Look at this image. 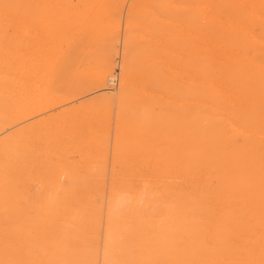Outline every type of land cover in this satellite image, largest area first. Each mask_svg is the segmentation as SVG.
Masks as SVG:
<instances>
[{
    "label": "rangeland",
    "instance_id": "1",
    "mask_svg": "<svg viewBox=\"0 0 264 264\" xmlns=\"http://www.w3.org/2000/svg\"><path fill=\"white\" fill-rule=\"evenodd\" d=\"M0 4V87L4 85V79L24 80L20 69L31 68L33 62L30 60L37 56L39 64L36 66L33 79H29L27 84L28 86L35 84V87L40 84L37 86L38 89L37 87L32 88L36 93L26 87L23 90L24 94L31 95V99L39 97L32 102H27V100L23 102L11 97L9 91H21L17 85L15 87L7 84L10 87H8V93L0 94L4 95V101H6L5 107L2 105L4 102L0 104V128L5 130L3 133V130L0 129L2 132H0V156H3L0 157L2 159L0 174L3 175H0V181L5 186L3 190L7 186L9 188L14 186L12 188L16 189L15 193L10 188L9 192L13 193H9L7 197H1L0 202L5 204L11 198L6 203L11 201L17 203L20 206L19 214L26 216L19 217L23 218L25 223L20 219L15 223L8 220V211L5 212L3 208L8 217L1 214L3 210L0 211V217L2 216L0 218V256H2L0 264H30L33 262L46 264V258H48L47 263L49 264H61V262L70 264L71 259H73V261L71 260V264H73L77 261L75 258H82L81 262L77 261L78 263L75 264H103L105 259L108 261L104 264H117L115 256L106 252V250L109 251L110 245L111 247L115 246L113 241L115 236L108 231V223L105 220L108 219L106 214H108L107 208L110 203L107 202L110 200L111 195L109 194L112 192V187H115L112 189L119 190L116 193L119 197L125 193V197L128 200L131 199L129 205L130 202L132 203L131 208H128L129 205L126 206V209L130 210L129 212L126 210V214L129 213L130 216L125 214L127 230L123 236H126V240L120 238L117 248L125 249L127 246H133L128 249L129 251L127 249L125 252L122 249L121 252L119 251L121 257L124 256L123 259L121 258L120 264H128V262H131L130 264H261L264 261V237L262 238L264 236V0H6L5 2L0 0ZM37 13L38 15H36ZM12 42L19 45L20 47L16 46L19 49L13 46ZM50 61V65L47 64ZM40 63L48 66L44 67ZM117 63L121 69L119 90L117 88L116 91L111 92L108 89L107 80L115 67L118 69ZM8 67L10 68L8 69ZM37 77H41V79L39 80ZM191 80L194 84L189 82ZM140 85L141 87H139ZM40 91L42 99L41 95L38 96ZM128 91L132 93L126 94L129 93ZM33 93L34 95H32ZM34 102H38V104ZM43 103L45 104L43 105ZM30 106L33 107L29 109ZM39 106L43 108L41 109ZM6 107L9 108V111ZM11 108L12 110H10ZM30 112L34 113L30 114ZM28 113L31 115V119L30 116H27ZM22 114L23 116L26 114L28 118H23ZM58 116L62 118H58ZM1 118H4V121H1L3 120ZM58 120L60 121L58 122ZM202 120L203 122H201ZM51 121H55L54 124ZM70 121L73 127H70ZM124 125L130 126L129 129ZM43 126L52 131L47 129L44 131ZM24 129L28 131H24ZM21 133L24 136L28 134L26 136L28 140ZM126 133L134 137L132 138ZM39 134L41 135L39 136ZM119 135L123 139L119 137L120 139L117 140ZM3 137L6 141L2 142ZM124 140H126L122 144L124 147L118 146L117 148L116 143L121 145ZM217 143L224 145V148H221L225 156L219 153ZM98 145L101 149L97 147ZM15 148H18V153L14 152L16 155L13 153L14 150L16 151ZM118 151L123 153L118 156ZM17 155L20 156L17 158ZM124 157L128 159V164L124 163V160H127ZM233 158L241 160L254 158L257 161H252L257 163L255 167L245 170L244 180L239 185L235 183L236 179H233L235 170L231 167V164L235 163ZM15 159L20 160L16 162ZM7 160L10 165L12 164L11 166ZM25 160H29V162ZM24 161L26 166L23 164ZM100 161L101 165L98 164ZM147 162H151L149 167ZM50 166L53 169L49 170ZM125 167L128 169L127 172L120 169ZM45 168H48L50 172L47 173ZM163 169L166 177L162 176L164 175ZM82 171L88 176L84 175ZM172 171L180 174L173 176ZM160 172L161 178H159L160 176L156 178L155 176L160 175ZM16 173L17 175H15ZM64 175H66L65 178ZM179 175L180 177H178ZM199 175L202 179H199ZM47 177H49L48 180ZM183 177L184 179L186 177V182ZM195 178L198 182H195ZM101 179L104 180V183ZM125 181H130L129 185ZM177 181L180 182L177 183ZM171 182L177 184L172 187ZM145 183L146 185H143ZM61 184L62 191L66 188L75 191L70 194L69 202H72L76 208L80 205L81 208L84 207L87 212L83 214H89L90 208H92L91 213L97 208L101 211L96 217L98 219L96 221L100 219L98 224L96 221L91 222L92 224L82 232L89 243H97L98 247L86 243L88 242L86 240H78V242L73 240L74 236L70 237L69 232L74 234L71 230L73 228L70 226L71 222L79 221L77 217L82 210L80 207V210L74 208L72 204L70 210L74 212V215L76 213V216H67L66 218L72 220L66 219L65 225L62 219L58 221L59 227L55 232L58 236L55 233H51L53 237L47 234L52 231V220H46L47 223L42 222L43 225L37 227L34 226L35 223H32L40 220V217L36 210H31L35 206H42L46 200H52L56 195L55 190L56 193L60 191L57 188ZM84 185L90 186H87L86 190ZM151 185H155L153 191H150ZM109 186H112L111 192H109ZM190 186L195 187L197 192L194 188L191 190ZM101 187L102 190L98 193ZM146 187L150 189L147 190ZM81 189L82 191H80ZM84 190L87 192L85 193ZM142 194H144V199ZM169 199L175 202L172 204ZM161 200L163 201L161 202ZM155 201L156 203L152 204ZM90 202H94L98 206L94 203L92 205ZM135 202L138 203L134 204ZM25 204L27 208H23L26 207ZM136 206L144 207L146 210L136 208ZM172 206L174 207L172 208ZM132 212V215H137L139 218L132 217ZM149 212H151L150 215L152 213L153 215L147 214ZM158 212L159 214H157ZM165 214H167L166 218ZM155 215L159 216L155 217ZM33 218L36 220L28 223ZM194 218L196 219L194 220ZM132 223L133 225H131ZM15 224L19 226L20 231L24 228L26 231L29 230L27 234L30 235V238H36L37 242H31L33 244L28 245L18 236L15 239V236L12 235ZM10 225L12 228L9 227ZM31 225L36 227L33 228L34 232L31 231ZM2 228L3 230H1ZM61 228L65 230L68 228L66 233L69 237ZM39 229L40 232H38ZM87 230H90V234ZM91 231L94 233L92 234ZM256 231L257 233H255ZM2 233L4 234L2 235ZM41 233L44 234L45 239H43L44 236L39 235ZM254 234L261 235L257 237ZM9 235L16 241H11ZM93 236L94 238H92ZM57 237L59 238L56 242ZM106 237L108 243L105 241ZM139 237L145 243L147 240V243L143 244ZM40 239H43L42 243ZM51 241L55 242H53L54 245ZM127 241L134 243L131 245ZM229 241L231 242L229 243ZM38 242V247H36ZM83 242L86 243H84V247ZM126 242L129 245L124 244ZM135 242L142 243L140 249L136 247L139 244ZM234 242L239 245H235ZM59 243L62 244L59 245ZM72 244L73 247H71ZM146 245L149 246L146 247ZM54 247L55 249H53ZM70 247L73 251L80 253L84 249L87 250H84L86 256L74 252L77 254L75 257L73 253L74 258L73 254L67 253V251L70 252ZM29 248L30 251H28ZM65 249H67L66 252ZM97 249L100 250L99 253L102 257ZM4 250H8L7 253ZM17 250H21V252ZM49 250L51 251L49 252ZM41 251L42 253H39ZM55 251L56 253L62 251V254L56 255ZM88 251H91V254ZM4 252L5 254L2 255ZM33 254H37L36 258ZM64 254H69L68 257L66 256L67 260H64L65 257L63 258L65 263L61 260ZM13 256L14 259H12ZM18 256H22L20 260H17ZM131 257L134 259L133 262ZM56 258L59 259L55 261Z\"/></svg>",
    "mask_w": 264,
    "mask_h": 264
},
{
    "label": "bare ground",
    "instance_id": "2",
    "mask_svg": "<svg viewBox=\"0 0 264 264\" xmlns=\"http://www.w3.org/2000/svg\"><path fill=\"white\" fill-rule=\"evenodd\" d=\"M5 1H6V0H4V2H5ZM24 1H25V0H24ZM35 4H37V3H35ZM0 5H1V4H0ZM2 5H3V4H2ZM10 5H11V4H10ZM21 6H22V5H21ZM27 6H28V5H27ZM36 6H37V5H36ZM174 6H175V5H174ZM2 7H3V6H2ZM33 7H34V5H33ZM91 7H92V6H91ZM20 9H22V8H20ZM32 9H33V8H32ZM194 10H195V9H194ZM0 11H1V9H0ZM81 11H82V10H81ZM37 12H38V10H37ZM4 13H6V12H4ZM38 13H39V12H38ZM38 13H37L36 15H38ZM7 15H8V13H7ZM13 15H14V14H13ZM17 15H18V14H17ZM28 15H30V14H28ZM9 16H10V15H9ZM11 16H12V15H11ZM15 16H16V15H15ZM84 16H85V15H84ZM2 17H3V16H2ZM19 17H20V16H19ZM23 18H24V17H23ZM28 18L31 19L30 17H28ZM42 18H43V17H42ZM18 20H19V19H18ZM11 22H13V21H11ZM21 22H22V21H21ZM34 22H35V21H34ZM37 22H38V21H37ZM39 22H41V21H39ZM44 22H45V21H44ZM22 23H23V22H22ZM35 23H36V22H35ZM31 24H32V23H31ZM19 26H20V25H19ZM19 26H18V27H19ZM12 27H13V26H12ZM44 27H45V26H44ZM20 28H21V27H20ZM22 28H23V27H22ZM25 28H27V27H25ZM18 29H19V28H18ZM145 29H146V28H145ZM12 30H13V29H12ZM22 30L24 31V29H22ZM25 30H26V29H25ZM18 32L20 33V30H19ZM24 32H26V31H24ZM48 32H49V31H48ZM10 34H11V32H10ZM156 34H157V33H156ZM25 35H27V34H25ZM35 35H36V33H35ZM11 36H12V35H11ZM42 36H43V35H42ZM159 36H161V35H159ZM52 38H53V36H52ZM193 38H194V37H193ZM6 40H7V39H6ZM48 40H49V39H48ZM6 43H7V42H6ZM12 43H13V42H12ZM29 43H30V42H29ZM41 43H42V42H41ZM58 43H59V42H58ZM7 44H8V43H7ZM154 44H155V43H154ZM208 45H209V44H208ZM13 46H15V47L18 46V47H20L19 45H16V43H13ZM18 47H16V48L19 49ZM33 47H34V46H33ZM47 47H48V46H47ZM36 48H37V47H36ZM103 48H104V47H103ZM187 48H188V47H187ZM51 49H52V48H51ZM0 50H1V48H0ZM5 50H6V49H5ZM18 54H19V53H18ZM52 54H53V53H52ZM167 54H168V53H167ZM169 54H170V53H169ZM229 54H230V53H229ZM12 55H13V54H12ZM19 55H20V54H19ZM178 57H179V56H178ZM234 57H235V56H234ZM37 58H38V56H37V57H33V58H31V60L28 58V60H30V61L33 62V66H32L31 68H25L24 65L21 64V65H23L24 69L21 68V69H20V73L24 76V80H22V79H4V81H5V82H4V85L0 87V94H4V93L7 94V93H8V87H9L7 84H10V85H14V86L17 85V86L21 89L20 92H17V91H9L11 97H13L15 100H19V99H20V100H22L23 102H25L26 100H27V102H29V101L32 102V100L34 101L35 98H39V97H37V96H36V97L33 96L34 99H31V97H30L31 95H29V94H24V93H23V90L25 89V87L28 88V89H32L33 87L36 88L38 85H40V84H37V82H36V84H37L36 87H35V84H33L32 82H31V84H33L34 86H33V85L28 86V84H27V83L29 82V81H28L29 79H33V76H34V74H35L36 66H37V64H39V61L37 60ZM50 58H51V57H50ZM222 58H223V57H222ZM44 59H45V58H44ZM20 60H21V59H20ZM28 60H27V61H28ZM215 60H216V59H215ZM223 60H224V59H223ZM239 60H240V59H239ZM143 61H144V60H143ZM190 61H191V60H190ZM261 61H262V60H261ZM32 62H31V63H32ZM188 62H189V61H188ZM219 62H220V61H219ZM28 63H29V62H28ZM50 63H51V61L48 62L47 64L50 65ZM118 63H119V62H118ZM118 63H117V64H118ZM26 64H27V62H26ZM26 64H25V65H26ZM40 64L42 65V63H40ZM47 64H45V65H47ZM221 64H222V63H221ZM45 65L43 64L42 66L45 67ZM187 65H188V64H187ZM211 65H213V64H211ZM211 65H210V66H211ZM47 66H48V65H47ZM239 66H240V65H239ZM20 67H21V66H20ZM44 67H43V68H44ZM117 67H118V69L115 67L113 73L110 75V77H109L108 80H107V86H108L109 91H111V92L116 91L117 88H118V90H119V85H120V83H119V75H120V71H121V69L119 68V64L117 65ZM190 67H192V66H190ZM227 67H228V66H227ZM9 68H10V67H8V69H9ZM39 68H40V67H39ZM39 68H38V69H39ZM196 68H197V67H196ZM196 68H194V69H196ZM210 68H211V67H210ZM214 68H215V67H214ZM40 69H41V68H40ZM192 69H193V68H192ZM199 69H200V68H199ZM42 70H43V69H42ZM201 70H202V68H201ZM204 70H205V69H204ZM236 70H237V69H236ZM116 71H118V72H116ZM238 71H239V69H238ZM45 72H46V71H45ZM53 72H54V71H53ZM198 72H199V71H198ZM241 72H242V70H241ZM37 73H39V72L37 71ZM144 73H145V72H144ZM173 73H174L175 75H177V73H175L174 71H173ZM199 73H200V72H199ZM54 74H55V73H54ZM145 74H146V73H145ZM197 74H198V73H197ZM216 75H217V73H216ZM250 75H251V74H250ZM258 75H259V74H258ZM138 76H139V75H138ZM179 76H180V75H179ZM259 76H260V75H259ZM44 77H45V76H44ZM131 77H132V76H131ZM194 77H195V76H194ZM222 77H223V76H222ZM230 77H231V76H230ZM3 78H4V76H3ZM14 78H15V77H14ZM37 78H39V80L41 79V77H37ZM177 78H178V76H177ZM188 78H189V77H188ZM224 78H225V77H224ZM228 78H229V77H228ZM1 79H2V77H1ZM134 79H135V78H134ZM174 79H175V78H174ZM191 79H192V78H191ZM194 79H196V78H194ZM34 80H35V79H34ZM34 80H33V82H34ZM44 80H45V79H44ZM192 80H193V79H192ZM192 80L189 81V82H192ZM204 80H205V79H204ZM216 80H217V79H216ZM35 81H37V80H35ZM122 81H123V80H122ZM139 81H140V80H139ZM185 81H186V80H185ZM197 81H198V80H197ZM199 81H200V80H199ZM40 82H41V81H40ZM168 82H169V81H168ZM189 82H188V83H189ZM205 82L207 83V81H205ZM205 82H204V83H205ZM44 83H45V82H44ZM132 83H134V81H132ZM135 83H136V82H135ZM185 83H186V82H185ZM188 83H187V84H188ZM192 83H193V82H192ZM198 83H199V82H198ZM212 83H213V81H212ZM212 83H211V84H212ZM226 83H227V82H226ZM226 83H225V84H226ZM41 84H42V82H41ZM137 84H138V83H137ZM193 84H194V83H193ZM195 84H196V82H195ZM202 84H203V83H202ZM124 85H125V84H124ZM131 85H132V84H131ZM131 85H130V87H131ZM133 85H134V84H133ZM162 85H163V84H162ZM165 85H166V84H165ZM165 85H164V86H165ZM206 85H208V84H206ZM222 85H223V84H222ZM17 86H15V87H17ZM137 86H138V85H137ZM137 86H136V87H137ZM173 86H175V85H173ZM183 86H184V85H183ZM40 87H41V86H40ZM126 87H127V86H126ZM139 87H141V85H140ZM139 87H138V88H139ZM184 87H187V86H184ZM9 88H10V87H9ZM138 88H136V89H138ZM169 88H170V87H169ZM169 88H168V89H169ZM175 88H176V87H175ZM177 88H178V86H177ZM179 88H180V87H179ZM210 88H211V87H210ZM214 88H215V87H214ZM16 89H17V88H16ZM37 89H38V87H37ZM41 89H42V88H41ZM41 89H40V90H41ZM131 89H133V88H131ZM188 89H189V88H188ZM33 90H34V89H32L31 92H32ZM196 90H197V89H196ZM215 90H216V89H215ZM42 91H43V90H42ZM106 91H108V90H106ZM216 91H217V90H216ZM216 91H215V92H216ZM221 91H223V90H221ZM221 91H220V92H221ZM33 92H34V91H33ZM43 92H44V91H43ZM128 92H129V93H126V94H131V93H132L131 91H128ZM130 92H131V93H130ZM134 92H135V91H134ZM138 92H139V91H138ZM217 92H219V91H217ZM34 93H36V92H34ZM34 93H33L32 95H34ZM179 93H180V92H179ZM181 93H183V92L181 91ZM181 93H180V94H181ZM45 94H46V93H45ZM138 94H139V93H138ZM149 94H150V93H149ZM158 94H159V93H158ZM184 94L186 95V93H184ZM215 94H216V93H215ZM40 95H41V99H42L41 91H40V94H39L38 96H40ZM139 95H140V94H139ZM147 95H148V94H147ZM159 95H160V94H159ZM212 95H213V93H212ZM126 96H127V95H126ZM178 96H179V95H178ZM33 97H32V98H33ZM132 97H133V96H132ZM140 97H141V96H140ZM142 97H143V96H142ZM43 98H44V96H43ZM136 98H138V96H136ZM177 98H178V97H177ZM204 98H205V97H204ZM222 98H223V97H222ZM5 99H6V98H5ZM6 100H7V99H6ZM37 100H38V99H37ZM39 100H40V99H39ZM39 100H38V101H39ZM114 100H115V99H114ZM137 100H138V99H137ZM8 101H9V100H8ZM8 101H7V102H8ZM10 101H11V100H10ZM202 101H203V100H202ZM3 102H4V103H3ZM5 102H6V101H4V95H0V104L3 103L2 105H4ZM44 102H45V101H44ZM113 102H114V101H113ZM186 102H187V101H186ZM34 103H37V104H38V102H34ZM52 103H53V102H52ZM41 104H42V101H41ZM44 104H45V103H43V105H44ZM114 104H115V103H114ZM170 104H171V103H170ZM51 105H52V104H51ZM25 106H26V105H25ZM25 106H24V108H25ZM34 106H35V104H34ZM115 106H116V105H115ZM120 106H121V105H120ZM0 107H1V105H0ZM4 107H5V105H4ZM8 107H9V106H8ZM31 107H33V106H30L29 109H31ZM39 107H40L41 109L43 108V107H41V106H39ZM116 107H117V106H116ZM241 107H242V106H241ZM6 108H7V107H6ZM6 108H5V109H6ZM24 108H23V109H24ZM35 108H37V107H35ZM45 108H46V107H45ZM186 108H187V107H186ZM0 109H1V108H0ZM7 109H8V110H7ZM7 109H6V110L9 111V108H7ZM19 109H20V108H19ZM29 109H28V110H29ZM3 110H4V109H3ZM10 110H12V108H11ZM37 110H38V109H37ZM107 110H108V109H107ZM111 110H112V109H111ZM26 111H27V110H26ZM26 111H25V112H26ZM29 111H30V110H29ZM29 111H28V112H29ZM32 111H33V110H32ZM96 111H98V110H96ZM108 111H109V110H108ZM33 113H34V112H33ZM33 113L30 112V114H33ZM87 113H88V112H87ZM7 114H9V113H7ZM26 114H27V113H26ZM26 114H25L24 116H23V114H22V117H23V118H26L27 116H30V119H31V115L28 113L29 115L26 116ZM98 115H99V114H98ZM141 115H142V114H141ZM42 117H43V116H42ZM59 117L62 118L61 116H58V118H59ZM27 118H28V117H27ZM34 118H35V117H34ZM47 118H48V117H47ZM50 118H51V117H50ZM50 118H49V119H50ZM54 118H55V117H54ZM64 118H65V117H64ZM64 118H63V119H64ZM66 118H67V117H66ZM106 118H108V117H106ZM118 118H119V116H118ZM1 119H3V120H1V121H4V118H1ZM40 119H41V118H40ZM43 119H44V118H43ZM45 119H46V118H45ZM49 119H48V120H49ZM55 119H57V118H55ZM63 119H61V120H63ZM83 119H84V118H83ZM21 120L23 121V119H21ZM28 120H29V119H28ZM50 120H52V119H50ZM66 120H67V119H66ZM70 120H72V119H70ZM107 120H109V118H108ZM203 120H204V119H203ZM203 120H202L201 122H203ZM25 121H26V119H25ZM25 121H24V122H25ZM32 121H33V120H32ZM42 121H43V120H42ZM59 121H60V120H58V122H59ZM93 121H94V120H93ZM104 121H106V120H104ZM104 121H103V122H104ZM109 121H110V120H109ZM5 122H6V121H5ZM45 122H46V121H45ZM45 122H44V124H45ZM51 122L54 124L55 121H54V122L51 121ZM63 122H64V121H63ZM70 122H71V121H70ZM103 122H102V123H103ZM106 122H107V121H106ZM118 122H119V120H118ZM2 123H3V122H2ZM28 123H29V122H28ZM61 123H62V122H61ZM5 124L7 125V123H5ZM5 124H4V125H5ZM16 124H18V123H16ZM16 124H15V125H16ZM19 124H20V123H19ZM25 124L28 125L26 122H25ZM44 124H43V125H44ZM46 124H47V123H46ZM62 124H64V123H62ZM92 124H93V123H92ZM119 124H120V122H119ZM231 124H232V123H231ZM231 124H230V125H231ZM20 125H21V124H20ZM20 125H19V127H20ZM39 125L41 126L42 123L39 124ZM64 125H65V124H64ZM64 125H63V126H64ZM228 125H229V124H228ZM2 126H3V125H2ZM2 126H1V127H2ZM40 126H39V127H40ZM44 126H45V125H44ZM44 126H43V129H44V131H46L45 129H47V128L44 127ZM53 126H54V125H53ZM71 126L73 127L72 122H71L70 127H71ZM117 126H118V124H117ZM124 126H125V128H126L128 125H127V126L124 125ZM6 127H7V126H6ZM35 127H36V126H35ZM37 127H38V126H37ZM129 127H130V126H128V129H129ZM232 127H233V126H232ZM14 128H15V127H14ZM14 128H13V129H14ZM16 128H18V127H16ZM80 128H81V127H80ZM107 128H108V127H107ZM119 128H120V127H119ZM122 128H123V127H122ZM125 128H124V129H125ZM233 128H234V127H233ZM0 129L3 130L2 128H0ZM4 129H5V128H4ZM8 129H9V128H8ZM70 129H71V128H70ZM94 129H95V128H94ZM10 130H11V129H10ZM25 130H27V129H24V131H25ZM31 130H34V129L31 128ZM47 130L49 131V130H51V129H47ZM57 130L59 131V129H57ZM80 130H81V129H80ZM4 131H5V130H3L2 132L5 133ZM7 131H9V130H7ZM27 131H28V130H27ZM29 131H30V129H29ZM42 131H43V130H42ZM51 131H52V130H51ZM51 131H50V133H51ZM58 131H57V132H58ZM81 131H82V130H81ZM92 131H93V130H92ZM126 131H127V130H126ZM0 132H1V131H0ZM2 132H1V133H2ZM30 132H31V131H30ZM76 132H77V131H76ZM93 132H94V131H93ZM117 132H119V131L117 130ZM120 132H122V131L120 130ZM233 132H234V131H233ZM12 133H13V132H12ZM12 133H11V134H12ZM22 133H23V132H22ZM22 133H21V135L24 136ZM28 133H29V132H28ZM31 133H32V132H31ZM38 133H39V132H38ZM124 133H125V132H124ZM130 133H131V132H130ZM234 133H235V132H234ZM34 134H35V133H34ZM44 134H45V133H44ZM55 134H56V133H55ZM58 134H59V133H58ZM119 134H120V133H119ZM122 134H123V132H122ZM126 134H129V133H126ZM126 134H125V135H126ZM27 135H28V134H26V136H27ZM40 135H41V134H39V136H40ZM42 135H43V134H42ZM116 135H117V134H116ZM125 135H124V136H125ZM129 135H130V134H129ZM1 136H2V135H1ZM13 136H14V135H13ZM26 136H24V137H26ZM50 136H52V135H50ZM55 136H56V135H55ZM59 136H60V135H59ZM103 136H104V135H103ZM126 136L129 138L131 135H130V136L126 135ZM126 136H125V137H126ZM221 136H222V135H221ZM248 136H249V135H248ZM9 137L11 138L12 136L10 135ZM28 137H29V136H28ZM85 137H86V136H85ZM116 137H117V136H116ZM116 137H115V139H114L115 142H116ZM119 137L121 138L122 136L119 135L118 138H117V140L120 139ZM131 137L133 138L134 136H131ZM131 137H130V139H131ZM222 137H223V136H222ZM254 137H255V136H254ZM14 138H15V136H14ZM16 138H17V137H16ZM18 138H19V137H18ZM20 138H21V136H20ZM26 138H27V137H26ZM40 138H41V137H40ZM53 138L55 139L54 135H53ZM87 138H88V137H87ZM2 139H3L2 142H3V141H6V140H4V137H3ZM121 139H123V138H121ZM126 139H127V138H126ZM259 139H260V138H259ZM18 140H19V139H18ZM26 140H28V138H27ZM32 140L34 141L35 138L32 139ZM32 140H31V141L29 140V141L32 142ZM42 140H43V138H42ZM127 140H128V139H127ZM132 140H134V139H132ZM29 141H28V142H29ZM44 141H46V140H44ZM51 141H52V140H51ZM101 141H102V140H101ZM125 141H126V140L122 141V142H121V145L117 142V143H116V147L118 148V146H121V148H122V146H123L122 144H123V142H125ZM129 141H130V140H129ZM0 142H1V141H0ZM20 142H21V141H20ZM23 142H24V141H23ZM25 142H26V141H25ZM30 142H29V143H30ZM35 142H36V141H35ZM49 142H50V141H49ZM49 142H48V143H49ZM4 143H6V142H4ZM39 143H40V142H39ZM100 143H101V142H100ZM263 143H264V142H263ZM83 144H84V143H83ZM118 144H119V145H118ZM131 144H132V143H131ZM217 144H218V151H219V153H222V148H221V147L224 148V145H223L222 143H217ZM7 145H8V144H7ZM69 145H70V144H69ZM69 145H68V146H69ZM128 145H129V144H128ZM89 146H90V145H89ZM125 146H127V145H125ZM15 147H16V146H15ZM17 147H18V146H17ZM26 147H27V146H26ZM78 147H79V145H78ZM97 147H99V145H98ZM116 147H115V148H116ZM123 147H124V146H123ZM4 148H5V146H4ZM99 148H100V147H99ZM99 148H98V150H99ZM121 148H120V149H121ZM262 148H263V147H262ZM6 149H7V151H8V148H7V147H6ZM15 149H16V148H15ZM100 149H101V148H100ZM13 150H14V149H13ZM13 150H12V151H13ZM17 150H18V148L16 149V151L14 150L13 153H14V152L16 153ZM46 150H47V149H46ZM46 150H45V151H46ZM103 150H106V149H103ZM174 150H175V149H174ZM183 150H184V149H183ZM12 151H11V152H12ZM24 151H25V149H24ZM24 151H23V152H24ZM79 151H80V150H79ZM100 151H101V150H100ZM114 151H115V150H114ZM122 151H123V149H122ZM189 151H191V150H189ZM263 151H264V150H263ZM9 152H10V151H9ZM20 152H21V151H20ZM25 152H26V151H25ZM84 152H85V151H84ZM88 152H89V151H88ZM123 152H124V151H123ZM123 152H119V151H118V153H119L118 156H120V154H122ZM184 152H186V151L184 150ZM191 152H192V151H191ZM0 153H1V152H0ZM15 153H14V154H15ZM17 153H18V152H17ZM44 153H45V152H44ZM124 153H125V152H124ZM187 153H190V152H187ZM262 153H263V152H262ZM73 154H74V153H73ZM85 154H87V153H85ZM114 154H115V153H114ZM116 154H117V153H116ZM222 154H223V153H222ZM15 155H16V154H15ZM48 155H49V154H48ZM65 155H66V154H65ZM78 155H79V154H78ZM83 155H84V154H83ZM18 156H20V155H17L16 157L18 158ZM34 156H37V155H34ZM46 156H47V155H46ZM76 156H77V155H76ZM80 156H81V155H80ZM84 156H85V155H84ZM100 156H101V155H100ZM106 156H107V155H106ZM116 156H117V155H116ZM116 156H114V157H116ZM223 156H225V155L223 154ZM0 157H3V156H0ZM10 157H11V156H10ZM22 157H24V156H22ZM37 157H38V156H37ZM67 157H68V156H67ZM102 157H103V156H102ZM151 157L153 158V156H151ZM25 158L27 159V157H25ZM83 158H84V157H83ZM106 158H107V157H106ZM125 158H126V157H124V159H125ZM87 159H88V158H87ZM117 159H118V158H117ZM121 159H123V158L121 157ZM121 159H120V160H121ZM126 159H127V158H126ZM225 159H226V158H225ZM1 160H2V159H0V161H1ZM4 160H5V159H4ZM13 160H14V157H13ZM15 160H16V159H15ZM17 160H18V159H17ZM17 160H16V162H18L20 159H19L18 161H17ZM89 160H90V159H89ZM102 160H103V159H102ZM120 160H119V163H120ZM150 160H151V159H150ZM153 160H154V158H153ZM153 160H152V161H153ZM206 160H207V159H206ZM212 160H214V159H212ZM233 160H234V162H235V163L231 164V167H232L233 169H235V170L233 171V172H234L233 179L235 178V179H236V182H235V183L239 185L240 182H242V181L244 180V179H243V176H244V172H245V170H246L247 168H253V167H255L256 164H257V163H256L257 161H256V159H254V158H247V159H244V160L237 159V158L234 159V158H233ZM7 161L9 162V160H7ZM25 161H26V160H25ZM25 161H24L23 164H25ZM27 161L29 162V160H27ZM27 161H26V162H27ZM103 161H104V160H103ZM114 161H115V158H114ZM121 161H122V160H121ZM127 161H128V159H127L126 161L124 160V163L127 162ZM157 161H158V160H157ZM157 161H156V162H157ZM252 161H256V162H252ZM5 162H6V161H5ZM12 162H13V161H12ZM87 162H89V161H87ZM128 162H129V161H128ZM128 162H127V164H128ZM158 162H159V161H158ZM160 162H161V161H160ZM0 163H1V162H0ZM3 163H4V162H3ZM82 163H83V162H82ZM85 163H86V162H85ZM91 163H92V162H91ZM100 163H101V161H100L98 164L101 165ZM147 163H148V162H147ZM150 163H151V162H149V163L147 164L148 167H149ZM161 163H162V162H161ZM163 163H164V162H163ZM13 164H14V163H13ZM23 164H21V165L23 166ZM7 165H8V164H7ZM11 165H12V164H11ZM11 165H10V162H9V166H11ZM160 165L163 166L162 164H160ZM164 165H165V163H164ZM1 166H2V164H1ZM4 166H5V165H4ZM4 166H3V167H4ZM15 166H16V165H15ZM19 166H20V165H19ZM19 166H17V167H19ZM22 166H20V167H22ZM25 166H26V164H25ZM92 166H95V165H92ZM105 166H106V165H105ZM154 166H156V165H154ZM161 166H159V167H161ZM33 167H34V166H33ZM127 167H129V165H127ZM156 167H157V166H156ZM156 167H154V168H156ZM5 168H6V167H5ZM51 168H52V167L50 166V167H49V170H50ZM105 168H106V167H105ZM152 168H153V167H152ZM163 168L165 169V167H163ZM7 169H8V168H7ZM45 169H46V168H45ZM52 169H53V168H52ZM89 169H91V168H89ZM93 169H94V167H93ZM120 169H121V170H122V169H123V170H126V171H124V172H127V170H128V169H126V167H125V168H120ZM147 169H148V168H147ZM164 169H163V170H164ZM171 169H172V168H171ZM174 169H175V168H174ZM262 169H263V167H262ZM8 170H9V169H8ZM46 170H47V173H48V171H49L48 168H47ZM62 170H63V169H62ZM69 170H70V169H69ZM69 170H68V171H69ZM71 170H72V169H71ZM123 170H122V171H123ZM151 170H152V169H151ZM155 170H156V169H155ZM158 170H159V169H158ZM160 170L162 171L161 168H160ZM169 170H170V168H169ZM169 170H168V171H169ZM43 171H44V170H43ZM64 171H65V170H64ZM72 171H73V170H72ZM85 171L88 172L87 170H85ZM101 171H102V170H101ZM261 171H263V170H261ZM49 172H50V171H49ZM79 172H80V171H79ZM82 172H83V174H84V171H82ZM112 172H113V171H112ZM146 172H147V171H146ZM158 172H159V171H158ZM166 172H167V170H166ZM172 172H173V171H172ZM172 172H171V173H172ZM197 172H198V171H197ZM9 173H10V171H9ZM11 173H12V172H11ZM80 173H81V172H80ZM117 173H118V172H117ZM149 173H150V172H149ZM173 173H174V172H173ZM45 174H46V173H45ZM104 174H105V173H104ZM145 174H146V173H145ZM145 174H144V176H145ZM159 174H160V175H156V174H155V175H156L155 177L157 178L158 176H160L159 178H161V172H160ZM166 174H169V173H166ZM175 174L177 175V174H180V173H177V172H176V173H174V174H172V175L174 176ZM0 175L3 176L2 174H0ZM12 175H13V174H12ZM15 175H17V173H16ZM58 175H59V174H58ZM60 175H61V174H60ZM84 175H87V174H84ZM149 175H150V174H149ZM201 175H202V174H201ZM50 176H51V175L49 174V177H50ZM65 176H66V175H64V178H65ZM70 176H72V175H70ZM87 176H88V175H87ZM113 176H114V175L112 174V177H113ZM162 176H165V170H164V175H162ZM17 177H19V176H17ZM49 177H47V180L49 179ZM75 177H76V176H75ZM78 177H79V176H77V178H78ZM89 177H90V176H89ZM95 177H96V176H95ZM97 177H98V176H97ZM118 177H119V176H118ZM148 177H149V176H148ZM151 177H153V176H151ZM151 177H150V178H151ZM165 177H166V176H165ZM168 177H169V176H168ZM175 177H176V176H175ZM178 177H180V175H179ZM190 177H191V176H190ZM193 177H194V176H193ZM193 177H192V178H193ZM196 177H197V175H196ZM199 177H200V175H199ZM199 177H198V178H199ZM202 177H203V175H202ZM254 177H255V176H254ZM0 178H1V177H0ZM2 178H3V177H2ZM103 178H104V177H103ZM103 178H102V179H103ZM121 178H122V177H121ZM128 178H129V177H128ZM140 178H141V177H140ZM169 178H171V177H169ZM192 178H191V180H192ZM203 178H204V177H203ZM78 179H80V178H78ZM94 179H95V178H94ZM102 179H101V180H102ZM153 179H154V181H155V178H153ZM180 179H181V178H180ZM185 179H186V177H185ZM185 179H184V177H183L184 182L187 181V179H186V181H185ZM199 179H202V178L200 177ZM1 180H2V179H1ZM5 180H6V179H5ZM47 180H46V181H47ZM82 180H83V179H82ZM84 180H86V179H84ZM101 180H100V181H101ZM119 180H121V179H119ZM149 180H150V179H149ZM183 180H182V181H183ZM43 181H44V180H43ZM88 181H89V180H88ZM92 181H94V180H92ZM97 181H99V180H97ZM102 181H103V183H104V180H102ZM109 181H110V180H109ZM111 181H112V180H111ZM117 181H118V179H117ZM123 181H124V179H123ZM133 181H134V180H133ZM133 181H132V182H133ZM192 181L194 182V180H192ZM196 181L198 182V180H196V178H195V182H196ZM260 181H261V180H260ZM8 182L10 183V181H8ZM12 182H13V181H12ZM113 182L115 183L116 180L114 179ZM120 182H122V181H120ZM125 182H126V181H125ZM128 182H130V181H127V182H126L127 185H129ZM137 182H138V181H137ZM149 182H150V181H149ZM169 182H170V181H169ZM178 182H180V181H177V183H178ZM189 182H190V179H189ZM204 182H205V181H204ZM45 183H46V182H45ZM77 183H80V182H77ZM86 183H87V182H86ZM109 183H112V182H109ZM165 183H166V182H165ZM165 183H164V184H165ZM177 183H176V182H175V183H172V182H171V186L174 185V184H177ZM201 183H202V182H201ZM6 184H7V183H6ZM11 184H12V183H11ZM11 184H10V185H11ZM15 184H16V183H15ZM118 184H119V183H118ZM121 184L124 185V183H121ZM130 184H131V183H130ZM154 184H156V183H154ZM161 184H162V183H161ZM181 184H183V182H181ZM202 184H203V183H202ZM101 185H102V183H101ZM143 185H146V183L143 184ZM156 185H157V184H156ZM40 186H41V184H40ZM85 186H86V188H84V189L87 190V186H88V185H84L83 187H85ZM89 186H90V185H89ZM89 186H88V187H89ZM140 186H141V185H140ZM153 186H155V185H153ZM153 186H152V185L150 186V188H151L150 191H153V190H154L155 187H153ZM163 186H165V185H163ZM171 186H170V188H171ZM4 187H5L4 184H3V183L1 184V181H0V199H1V197H7V196H9V193H11V194L13 193V192H9V191L11 190L10 188H12V187L14 188V186H12V187L10 186V188L7 186V188H8L9 190H8L7 188H6L5 190H3ZM50 187H52V186H50ZM50 187H49V188H50ZM75 187H76V186H75ZM83 187H82V189H83ZM98 187H99V186H98ZM98 187H97V189H98ZM111 187H112V186H109V188H108V189H109V192H111V191H110V188H111ZM127 187H128V186H127ZM148 187H149V186H148ZM152 187H153V188H152ZM172 187H173V186H172ZM190 187H191V186H190ZM196 187H199V186H196ZM13 188H12V190L15 191V193H16V189H13ZM19 188H20V187H19ZM112 188H115V187H112ZM112 188H111V190H112L111 194H109V192H108V194L111 195V196H110V200H109L110 202H109V201L107 202L108 204L110 203V204H109V208H107L108 210L106 209L107 212H108V214H106L108 219H105V220H106V222L108 223V231H109L110 233H112L113 236H115V240H113L115 246H114V247H111V245H110L109 251L106 250V252H108V253H112V254L115 256V259H116L115 262H116L117 264H120V260H122V259H123L122 257H124V256L121 257V253H119V251L121 252L122 247H121V248H117V244L120 243V242H118L120 238L126 240V236H123V233L127 230V229H126V224H127V223H126V218H125V217H126L127 214H128V216H130L129 213L126 214V210H127V209H126V206L129 205L128 203H129V201H131V199L129 198L130 200H128V198L125 197V193H123L124 195H121V196L119 197V196L116 194V193H118V192H117L118 189H112ZM128 188H129V187H128ZM136 188H137V187H136ZM138 188H139V187H138ZM144 188H145V187H144ZM150 188H147V187H146L147 190L150 189ZM158 188H159V187H158ZM191 188H192V187H191ZM193 188L195 189V187H193ZM193 188H192L191 190H193ZM57 189H60V191H57V193H56V190L54 189L56 195H55V194H53V195H55V196L52 195V196H53L52 200L49 201V200H46V199H47V198H46V199H45L46 201H45V203H44L42 206H37V207L35 206V207L33 208V210H31L32 208H29L31 211H35V210L37 211V213L39 214L40 220L35 221L36 219L33 218V220L28 221V223H29V222L31 223L32 221H35V222H32V223H35L34 226L37 227V226H42V225H43L42 222L44 223V222H46V220H52V221H51V222L53 223V224H52V225H53L52 231H51L50 233L47 232V234H50L49 236H52L51 233L54 234V233L56 232V230L58 229V227H59L58 221H59V220L62 219V220H63V224H64V222L67 221V220L69 219V218H66L67 216H69V217H71L70 215H72V216H74V217L76 216V213H75V215H74V212H72V211L70 210V208H71L70 205L72 204V202H71V203L69 202V196H70V194H71L74 190H71V188H69V189L66 188V189H64V190L62 191V184L59 185ZM75 189L78 190L77 188H75ZM82 189H81L80 191H82ZM129 189H130V188H129ZM156 189H157V188H156ZM159 189H161V188H159ZM162 189H163V187H162ZM168 189H169V188H168ZM168 189H167V190H168ZM39 190H40V187H39ZM100 190H102V187H101V189L98 190L99 192H98V191H97V192L100 193ZM122 190H123V189H122ZM124 190H125V189H124ZM130 190H131V189H130ZM130 190H126V191H130ZM132 190H133V189H132ZM134 190H135V189H134ZM143 190H144V189H143ZM147 190H146V192H147ZM174 190H175V189H174ZM178 190H179V189H178ZM195 190H196V189H195ZM84 191H85V190H84ZM84 191H83V192H84ZM88 191H90V190H88ZM118 191H119V190H118ZM158 191H159V190H158ZM198 191H199V189H198ZM18 192H19V190H18ZM74 192H75V191H74ZM78 192H79V190H78ZM78 192H77V193H78ZM86 192H87V191H85V193H86ZM95 192H96V191H95ZM132 192H133V191H132ZM135 192H136V191H135ZM137 192H138V191H137ZM141 192H143V191H141ZM146 192L144 191L145 194H146ZM178 192H179V191H178ZM178 192H177V193H178ZM184 192H185V191H184ZM186 192H187V191H186ZM188 192H190V191H188ZM193 192H194V191H193ZM195 192H197V190H196ZM39 193H40V192H39ZM41 193H42V192H41ZM91 193H92V192H91ZM148 193H149V192H148ZM174 193H175V192H174ZM188 194H190V193H188ZM88 195H89V193H88ZM96 195H97V194H96ZM137 195H138V194H137ZM143 195H144V194H142V197H143ZM146 195H147V194H146ZM153 195H154V194H153ZM161 195H163V194H161ZM164 195H165V194H164ZM164 195H163V196H164ZM173 195H174V194H173ZM193 195H195V194H193ZM72 196H74V195H72ZM102 196L105 197V195H102ZM129 196H130V195H129ZM129 196H128V197H129ZM138 196H139V195H138ZM148 196H150V195H148ZM17 197H19V196H17ZM81 197H82V196H81ZM98 197H100V196H98ZM104 197H102V199H103ZM107 197H108V196H107ZM196 197H197V196H196ZM14 198H15V197H14ZM26 198H27V197H26ZM49 198L51 199V197H49ZM144 198H145V197H143V199H144ZM162 198H163V197H162ZM10 199H11V198H10ZM10 199H9V200H10ZM32 199H33V198H32ZM75 199H76V198H75ZM80 199H81V198H80ZM80 199H79V200H80ZM93 199H94V198H93ZM134 199H135V198H134ZM136 199L138 200V198H136ZM143 199H142V200H143ZM151 199H152V197H151ZM193 199H194V198H193ZM9 200H8V201H9ZM24 200H25V199H24ZM42 200H43V198H42ZM81 200H83V198H82ZM81 200H80V201H81ZM99 200H100V199H99ZM103 200H104V199H103ZM103 200H102V201H103ZM153 200H154V199H153ZM153 200H152V201H153ZM159 200H160V199H159ZM165 200H166V199H165ZM165 200H164V201H165ZM169 200H170V199H169ZM8 201H6V202H8ZM100 201H101V200H100ZM106 201H107V200H106ZM106 201H105V203H106ZM138 201H140V200H138ZM147 201H148V200H147ZM152 201H151V202H152ZM162 201H163V200H161V202H162ZM6 202H5V204H4V202H3V203L0 202V211L2 212V210H3V208H4L5 212H7V211L9 212V217L6 216L7 213L5 214L4 210H3V212H2L1 214H5V216L8 217V220H9V221H12V222H15V223H16L17 220L20 219V220H22L21 222H24V223H25V221H23V220H24L23 218H22V219L19 218V217H21L22 215L25 216L24 214H22V215H20L21 213L19 214V212H20V206H19L17 203H14V202H12V201H11L10 203H6ZM20 202H21V201H20ZM31 202H32V201H31ZM36 202H37V201H36ZM84 202H85V201H84ZM88 202H89V201H88ZM140 202L142 203V201H140ZM157 202H158V201H157ZM168 202H169V201H168ZM170 202L172 203L173 200H172V201L170 200ZM174 202H175V201H174ZM174 202H173V203H174ZM195 202H196V199H195ZM90 203H91V202H90ZM90 203H89V204H90ZM93 203H94V202H93ZM93 203H91V204L93 205ZM103 203H104V202H103ZM137 203H138V202H137ZM137 203L135 202L134 204H137ZM154 203H156V201L153 202L152 204H154ZM166 203H167V200H166ZM173 203H172V204H173ZM3 204H4V205H3ZM94 204H95V203H94ZM131 204H132V203L130 202V205H131ZM134 204H133V205H134ZM144 204H145V201H144ZM169 204H170V203H169ZM25 205H26V204H25ZM72 205H73V204H72ZM79 205H80V204H79ZM95 205H97V204H95ZM105 205H107V204H105ZM130 205H129V207H128V206H127V207H128V208H131ZM80 206H81V205H80ZM80 206H79V207H80ZM97 206H98V205H97ZM97 206H96V208H97ZM99 206H100V205H99ZM101 206H102V204H101ZM131 206H132V205H131ZM137 206H138V205H137ZM137 206H136V208H141V207H137ZM141 206H142V205H141ZM143 206L146 207L145 205H143ZM156 206H158V205H156ZM164 206H165V205H163V207H164ZM22 207H23V206H22ZM73 207H74V205H73ZM79 207H77L78 210H80ZM103 207H105V206H103ZM103 207H102V208H103ZM144 207H142L141 209H143ZM163 207H162V208H163ZM165 207H166V206H165ZM168 207H169V206H168ZM173 207H174V206H172V208H173ZM23 208H27V205H26V207H23ZM74 208H76V207H74ZM77 208H76V209H77ZM80 208H81V207H80ZM147 208H148V206H147ZM152 208H153V207H152ZM158 208H161V207L158 206ZM72 209H73V208H72ZM81 209H82L81 212L78 211V212H80L79 215H78V217H77V219L79 218V221H78V220H77V221L74 220V223L71 222L72 225H70V226H73L72 229H71L70 226H69V229L73 230V232H74L73 235L71 234V232H69V233H70V237H73V236H74V237H73V238H74L73 240H77V241H78V240H79V241H80V240H84V241H85V240L87 239V238H86V239L84 238V235H83L82 232L84 231V229H85L86 227H89V225L92 224L91 222H94V221L98 220V219L96 218V217H97V214H100V212H101V211H99L98 208H97V210H98L99 212H98L97 210H94V209H93L95 212L93 211V213H91V212H92V208H90L89 210H90L91 212L89 211V212H90L89 214H83L84 212H87V211H85V208H84V207H82ZM100 209H101V208H100ZM132 209H133V208H132ZM141 209H139V210H141ZM144 209H145V208H144ZM27 210H28V209H27ZM103 210H104V209H103ZM145 210H146V209H145ZM147 210H148V209H147ZM154 210H155V207H154ZM158 210H159V209H158ZM127 211H128V210H127ZM129 211H130V210H129ZM129 211H128V212H129ZM131 211H132V210H131ZM152 211H153V209H152ZM167 211H168V210H167ZM70 212H72V213H70ZM78 212H77V213H78ZM142 212H143V211H142ZM142 212H139V213H142ZM160 212H161V211H160ZM32 213H33V212H32ZM32 213H31V214H32ZM35 213H36V212H35ZM137 213H138V211H137ZM137 213H136V214H137ZM153 213H154V211H153ZM153 213H152V215H153ZM166 213H167V212H166ZM125 214H126V215H125ZM132 214H133V212L131 213V215H132ZM145 214H146V213H145ZM147 214L150 215L151 212H149V213H147ZM157 214H159V212H158ZM19 215H20V216H19ZM152 215H150V216H152ZM166 215H167V214H165V216H164L165 218L167 217ZM258 215H259V214H258ZM31 216H32V215H31ZM33 216H34V215H33ZM102 216H104V215H102ZM128 216H127V217H128ZM133 216H134V215H132V217H133ZM135 216H137V215H135ZM135 216H134V217H135ZM142 216H146V215H142ZM156 216H157V215H155V217H156ZM158 216H159V215H158ZM158 216H157V217H158ZM1 217H2V216H1ZM1 217H0V218H1ZM25 217H26V216H25ZM34 217H35V216H34ZM146 217H147V216H146ZM155 217H154V218H155ZM130 218H131V217H130ZM136 218H139V217L137 216ZM151 218H152V217H151ZM154 218H153V219H154ZM6 219H7V218H6ZM34 219H35V220H34ZM57 219H58V220H57ZM66 219H67V220H66ZM103 219H104V218H103ZM148 219H149V218H148ZM195 219H196V218H194V220H195ZM4 220H5V217H4ZM69 220L71 221L72 219H69ZM92 220H93V221H92ZM107 220H108V221H107ZM143 220H144V219H143ZM145 220H146V219H145ZM1 221H2V220H1ZM5 221H6V220H5ZM99 221H100V219H99ZM99 221H96V223L98 224ZM160 221H161V220H160ZM49 222H50V221H49ZM129 222H130V221H129ZM129 222H128V223H129ZM147 222H148V221H147ZM147 222H146V223H147ZM2 223H3V221H2ZM18 223L20 224V222H18ZM46 223H47V222H46ZM149 223H150V222H149ZM158 223H159V222H158ZM158 223H156V225H159ZM3 224H4V223H3ZM3 224H2V227H4ZM10 224H11V223H10ZM19 224H18V225H19ZM61 224H62V223H61ZM61 224H60V225H61ZM93 224H94V223H93ZM136 224H138V223H136ZM5 225H6V224H5ZM11 225H12V224H11ZM11 225H10L9 227L12 228ZM15 225L17 226V224H15ZM24 225H25V224H24ZM26 225H27V224H26ZM64 225H65V224H64ZM94 225H95V224H94ZM131 225H133V223H132ZM149 225H150V224H149ZM258 225H259V223H258ZM16 226H13V229H12V235L15 236V239H16V236H18V237H20V239L22 238L21 241H22V240H23V242L25 241V243H27L28 245H29L31 242H33V243H34V242H37V239H36V238H34V237H33V238H30V235L27 234V233L29 232V230L26 231L25 228H24V229H22V230L20 231L19 226H17V227H16ZM20 226H21V224H20ZM101 226H102V225H101ZM142 226H143V225H142ZM142 226H140V227L144 229V227H142ZM23 227H24V226H23ZM31 227H32V229L30 228L31 231L34 232V231H33V228H36V227H33V225H31ZM47 227H48V226H47ZM66 227H67V226H66ZM102 227H103V226H102ZM131 227H132V226H131ZM134 227H135V225H134ZM148 227H149V226H148ZM148 227H147V228H148ZM5 228L7 229V227H5ZM43 228H44V226L42 227V229H43ZM135 228H137V227H135ZM149 228H150V227H149ZM28 229H29V228H28ZM42 229H41V230H42ZM61 229H63V228H61ZM87 229H90V228H87ZM94 229H95V228H94ZM132 229H133V228H132ZM139 229H140V228H139ZM168 229H169V228H168ZM1 230H3V228H2ZM34 230H35V229H34ZM43 230H44V229H43ZM43 230H42V232H43ZM66 230H67V231H66ZM66 230L63 229V232L65 231V235H66V234L68 235V233H66V232H68V228H67ZM97 230H98V229H97ZM97 230H96V231H97ZM101 230H102V229H101ZM101 230H100V232H101ZM128 230H129V229H128ZM5 231H6V230H5ZM10 231H11V230H10ZM24 231H25V232H24ZM31 231H30V232H31ZM88 231H89V234H90V230H87V232H88ZM104 231H105V230H104ZM142 231H143V230H142ZM253 231H254V230H253ZM257 231H258V230H257ZM257 231H256L255 233H257ZM35 232H37V231H35ZM38 232H40V229L38 230ZM100 232H99V233H100ZM109 232H108V233H109ZM130 232H131V231H130ZM258 232H259V231H258ZM58 233L61 234V232H58ZM91 233L93 234L94 231H91ZM110 233H109V235H110ZM125 233H126V232H125ZM131 233H132V232H131ZM136 233H137V232H136ZM146 233H147V232H146ZM151 233H152V232H151ZM235 233H236V231H235ZM3 234H4V233H2V235H3ZM10 234H11V233H10ZM44 234H45V232H44ZM44 234L41 233V234H39V235L44 236ZM47 234H46V235H47ZM128 234H129V233H128ZM143 234H144V233H143ZM152 234H153V233H152ZM174 234H175V233H174ZM35 235H36V234H35ZM55 235H56V233H55ZM55 235H54V236H55ZM96 235H98V234H96ZM105 235H106V234H105ZM124 235H125V234H124ZM141 235H142V234H141ZM144 235H146V234H144ZM155 235H156V234H155ZM260 235H261V234H260ZM260 235H258V236H260ZM9 236H11V235H9ZM37 236H38V234H37ZM56 236H58V234H57ZM59 236H60V235H59ZM63 236H64V235H63ZM75 236H76L77 239L75 238ZM82 236H83V237H82ZM136 236H137V235H136ZM142 236H143V235H142ZM254 236H257V235L254 234ZM258 236H257V237H258ZM52 237H53V236H52ZM68 237H69V235H68ZM81 237H82L83 239H82ZM100 237H101V236H100ZM103 237H104V236H103ZM129 237H130V234H129ZM205 237H206V236H205ZM263 237H264V236H262V238H263ZM12 238H13V237L11 236V239H10V240H11V241H12V240L14 241V238H13V239H12ZM47 238H48V237H47ZM47 238H46V240H47ZM58 238H59V237H57V239L55 238V239H56V242L58 241ZM78 238H79V239H78ZM80 238H81V239H80ZM92 238H94V236H93ZM139 238H140V237H139ZM245 238H247V237H245ZM255 238H256V237H255ZM20 239H19V240H20ZM43 239H45V236H44ZM43 239H40V242H41ZM50 239H52V238H50ZM50 239H49V241H50ZM145 239H146V238H145ZM253 239H254V238H253ZM1 240H2V239H1ZM6 240H8V239H6ZM10 240H8V241H10ZM52 240H54V239H52ZM59 240H61V239H59ZM69 240H71V239H69ZM98 240H99V239H98ZM131 240H132V238H131ZM140 240H141V238H140ZM251 240H252V239H251ZM15 241H16V240H15ZM15 241H14V242H15ZM44 241H45V240H44ZM63 241L65 242V240H63ZM79 241H78V242H79ZM86 241H88V240H86ZM105 241H107V237H106V240H105ZM136 241H137V240H136ZM141 241H142V240H141ZM145 241H146V243H147V240H145ZM196 241H197V240H196ZM17 242H18V240H17ZM47 242H48V240H47ZM47 242H46V243H47ZM51 242H52V241H51ZM53 242H54V241H53ZM53 242H52V243H53ZM64 242H63V243H64ZM73 242H74V241H73ZM103 242H104V241H103ZM111 242H112V241H111ZM127 242H128V241H127ZM127 242L124 243V244H128V243H130V242H128V243H127ZM230 242H231V241H229V243H230ZM19 243H20V242H19ZM21 243H22V242H21ZM25 243H24V244H25ZM33 243H31V244H33ZM41 243H42V242H41ZM49 243H50V242H49ZM54 243H55V242H54ZM54 243H53L52 245H54ZM67 243H68V242H67ZM84 243H85V242H83V247H84V245H85L86 243H89V241L86 242L85 244H84ZM107 243H108V241H107ZM133 243H134V242H133ZM133 243L131 242L130 244L132 245ZM135 243H137V242H135ZM142 243H143V244H146V243L144 242V240L142 241ZM142 243H140V244L137 243V244H139V246H136V247H138V249H140L139 247H140V245H141ZM185 243H186V242H185ZM195 243H196V242H195ZM234 243H236V242H234ZM22 244H23V243H22ZM27 244H26V245H27ZM38 244H39V242L36 244V247H38ZM61 244H62V243H61ZM61 244L59 243V245H61ZM68 244H69V243H68ZM81 244H82V243H81ZM89 244H94V245H96L97 243H96V244H95V243H89ZM98 244H99V243H98ZM111 244H113V243H111ZM158 244H159V243H158ZM205 244H206V243H205ZM237 244H238V243H236L235 245H237ZM28 245H27V246H28ZM45 245H46V244H45ZM56 245H57V244H56ZM63 245H65V243H64ZM128 245H129V244H128ZM151 245H153V244H151ZM207 245H208V244H207ZM232 245H233V244H232ZM238 245H239V244H238ZM238 245H237V246H238ZM30 246H31V245H30ZM30 246H29V247H30ZM66 246H67V244H66ZM73 246H74V245L72 244L71 247H73ZM79 246H80V245H79ZM90 246H92V245H90ZM90 246H89V247H90ZM96 246H97V245H96ZM103 246H104V244H103ZM132 246H133V245H132ZM132 246H127V247H129V248L126 247L125 249H122V250H124V252H125L126 249H127V251H129L128 249H130V247H132ZM134 246H135V245H134ZM144 246H145V245H144ZM148 246H149V245H148ZM148 246L146 245V247H148ZM153 246H154V245H153ZM2 247H3V246H2ZM2 247H1V248H2ZM7 247H8V244H7ZM7 247H6V248H7ZM31 247H32V246H31ZM33 247H34V246H33ZM47 247H48V244H47ZM47 247H46V248H47ZM52 247H53V246H52ZM71 247H70V249L72 250ZM83 247H82V248H83ZM92 247H93V246H92ZM94 247H95V246H94ZM97 247H98V246H97ZM97 247H96V248H97ZM136 247H135V249H137ZM233 247H234V246H233ZM20 248H21V247H20ZM20 248H18V249H20ZM48 248H49V247H48ZM48 248H47V249H48ZM59 248H60V246H59ZM74 248H75V247H74ZM74 248H73V249H74ZM181 248H183V247H181ZM9 249H11V248H9ZM36 249H38V248H36ZM53 249H55V247H54ZM61 249H62V248H61ZM67 249H68V248H67ZM67 249H65V252L67 251ZM75 249H76V248H75ZM80 249H81V248L79 247V250H80ZM83 249H84V248H83ZM131 249H133V248H131ZM148 249H150V248H148ZM170 249H171V248H170ZM178 249H179V248H178ZM263 249H264V248H263ZM31 250H34V248H31ZM56 250H57V249H56ZM68 250H69V249H68ZM71 250H70V252L67 251V253H69V254L72 255L74 252H77V251H75V250H74V251L72 250L73 252L71 253ZM84 250H85V249H84ZM84 250H83V251H84ZM89 250H90V248H89ZM97 250H98V251H97ZM97 250H96V251L99 253L100 250H99V249H97ZM103 250H104V249H103ZM150 250H151V249H150ZM150 250H149V251H150ZM179 250H181V249H179ZM179 250H178V251H179ZM0 251H1V250H0ZM4 251L7 253L8 250H4ZM15 251H16V250H15ZM17 251H18V250H17ZM28 251H30V248H29ZM50 251H51V250H49V252H50ZM53 251H54V250H53ZM62 251H63V249H62ZM62 251H61V252L57 251L58 253H56V251H55V254H56V255L59 254V253L62 254ZM81 251H82V250H81ZM83 251H82V252H83ZM85 251H87V250H85ZM85 251H84V253H82V252L80 253L79 251H78L77 253H78V255H79V254H80V255H81V254H84V255L86 256ZM91 251H92V250H91ZM91 251H90V252H91ZM94 251H95V250H94ZM101 251H102V250H101ZM104 251H105V250H104ZM104 251H103V252H104ZM134 251H135V250H134ZM138 251H139V250H138ZM143 251H144V249H143ZM145 251H146V249H145ZM147 251H148V250H147ZM256 251H257V250H256ZM2 252H3V251H2ZM5 252L2 253V255L5 254ZM18 252H21V250H19ZM18 252H17V253H18ZM37 252H38V251H37ZM44 252H45V251H44ZM88 252H89V251H88ZM90 252H89V254H91ZM106 252H105V254H106ZM254 252H255V251H254ZM31 253H32V252H31ZM33 253L35 254L36 252H33ZM39 253H42V251L39 252ZM86 253H87V252H86ZM94 253H95V252H94ZM98 253H97V254H98ZM101 253H102V252H101ZM122 253H123V252H122ZM145 253H148V252H145ZM34 254H33V256L36 258V255H37V254H36V255H34ZM69 254H67V255L69 256ZM74 254H75V253H74ZM74 254L72 255L73 257H74ZM89 254H88V255H89ZM99 254H100V253H99ZM102 254H103V253H102ZM176 254H177V253H176ZM252 254H253V253H252ZM17 255H18V254H17ZM27 255H28V254H27ZM43 255H44V254H43ZM43 255H41V256H43ZM47 255H48V254H47ZM50 255H51V254H50ZM67 255H65V254L62 255L63 257H61V260L63 261V258H64V257H65L64 260H67V258H66ZM76 255H77V254H75V257H76ZM100 255H101V254H100ZM100 255H99V257H100ZM108 255L110 256V254H108ZM108 255H106V256H108ZM113 255H112V256H113ZM241 255H242V254H241ZM38 256H40V255H38ZM52 256H53V254H52ZM58 256H59V255H58ZM68 256H67V257H68ZM89 256H91V255H89ZM135 256H137V255H135ZM148 256H149V254H148ZM1 257H2V256H0V258H1ZM19 257H20V258H19ZM21 257H22V256H18V257H17V258H18L17 260H20ZM31 257H32V256H31ZM31 257H30V258H31ZM50 257H51V256H50ZM75 257H74V258H75ZM83 257H84V256H83ZM101 257H102V255H101ZM103 257H104V256H103ZM116 257H117V258H116ZM141 257H142V256H141ZM146 257H147V256H146ZM203 257H204V256H203ZM234 257H235V256H234ZM35 258H34V259H35ZM80 258H81V257H80ZM85 258L87 259V257H85ZM121 258H122V259H121ZM131 258H132V257H131ZM131 258H130V259H131ZM204 258H205V257H204ZM12 259H14V256H13ZM32 259H33V258H32ZM39 259L41 260V257H40ZM42 259H43V257H42ZM57 259H59V258H56L55 261H57ZM69 259H70V257H69ZM75 259H76L77 261H79V262L82 261V260H81L82 258H81V259H77V258H75ZM95 259H96V257H95ZM101 259H102V258H101ZM103 259H104V258H103ZM108 259H109V258H108ZM110 259H114V258L110 257ZM110 259H109V260H110ZM115 259H114V260H115ZM132 259H133V258H132ZM132 259H131V260H132ZM22 260H23V259H22ZM47 260H48V258H46L45 263H46V264H49V263H47L49 260H48V261H47ZM53 260H54V259H53ZM71 260L73 261V259H71ZM71 260H70V264L72 263ZM76 260H75V261H76ZM124 260H125V258H124ZM240 260H241V259H240ZM77 261H76V262H77ZM93 261H94V260H93ZM106 261H108V260L105 259L104 262H106ZM110 261H111V260H110ZM133 261H134V259L132 260V262H133ZM224 261L227 262L226 260H224ZM237 261H238V260H236V262H237ZM241 261H243V260H241ZM15 262H16V261H15ZM29 262H30V261H29ZM31 262H33V261H31ZM40 262H41V261H40ZM58 262H60V261L58 260ZM63 262H64V261H63ZM65 262H66V261H65ZM65 262H64V263H65ZM76 262H75V263H76ZM91 262H92V261H91ZM100 262H101V261H100ZM100 262H99V263H100ZM104 262H103V264H104ZM111 262H112V261H111ZM127 262H128V261H127ZM239 262H240V261H239ZM263 262H264V261H263ZM263 262H262V263H263ZM27 263H28V262H27ZM33 263L35 264V262H33ZM33 263H30V264H33ZM50 263H51V262H50ZM75 263H73V264H75ZM77 263H78V262H77ZM89 263H90V261H89ZM93 263H94V262H93ZM97 263H98V262H97ZM130 263H131V262H130ZM130 263L128 262V264H130ZM192 263H194V262H192ZM233 263H234V261H233ZM237 263H238V262H237ZM260 263H261V262H260ZM262 263H261V264H262ZM15 264H17V263H15ZM28 264H29V263H28ZM43 264H44V263H43ZM56 264H57V263H56ZM59 264H60V263H59ZM61 264H62V262H61ZM66 264H67V262H66ZM91 264H92V263H91ZM94 264H95V263H94ZM105 264H106V263H105ZM112 264H114V263H112ZM159 264H160V263H159ZM161 264H162V263H161ZM207 264H208V263H207Z\"/></svg>",
    "mask_w": 264,
    "mask_h": 264
}]
</instances>
